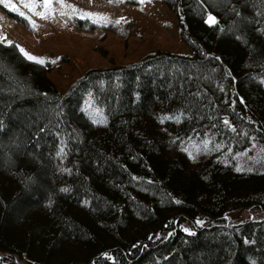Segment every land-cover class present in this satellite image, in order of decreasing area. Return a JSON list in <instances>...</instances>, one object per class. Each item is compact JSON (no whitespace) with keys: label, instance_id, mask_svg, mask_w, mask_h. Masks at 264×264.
I'll return each instance as SVG.
<instances>
[{"label":"trees","instance_id":"1","mask_svg":"<svg viewBox=\"0 0 264 264\" xmlns=\"http://www.w3.org/2000/svg\"><path fill=\"white\" fill-rule=\"evenodd\" d=\"M163 1L191 54L90 67L65 91L0 44V264H264V216L227 219L264 211V170L236 164L264 146V0ZM197 140L219 153L194 158Z\"/></svg>","mask_w":264,"mask_h":264},{"label":"rangeland","instance_id":"2","mask_svg":"<svg viewBox=\"0 0 264 264\" xmlns=\"http://www.w3.org/2000/svg\"><path fill=\"white\" fill-rule=\"evenodd\" d=\"M10 11L23 13L32 29L17 21ZM75 15L88 17L97 26L77 29L72 21ZM209 17L215 21L212 13L207 21ZM0 36L43 60L47 76L61 91L90 67L134 62L156 49L192 53L180 37L175 12L163 0H51L50 6L45 0H0ZM92 105V115L103 121L102 109ZM209 144L197 140L185 142L183 147L194 158L219 153ZM236 164L239 168L264 170L263 144L254 141L239 150ZM262 216L261 209H234L227 219Z\"/></svg>","mask_w":264,"mask_h":264},{"label":"snow or ice","instance_id":"3","mask_svg":"<svg viewBox=\"0 0 264 264\" xmlns=\"http://www.w3.org/2000/svg\"><path fill=\"white\" fill-rule=\"evenodd\" d=\"M45 4H46L47 6H50V5H51V0H45ZM26 6H27V5H26ZM21 15H23V13H21ZM41 15H42V14H41ZM209 21H210V22H214V18H213V17H209ZM33 26H35V24H33ZM5 40H7L6 37L0 36V44L4 43ZM7 43H8L9 46H12V42H11V41H7ZM17 47H18V46H17ZM19 51H20L21 53H23V55H24L28 60L34 61V62H36V63H41V64L44 63L43 60L38 59L37 57H35V56L29 54V53L26 52L23 48H20ZM225 123H227V121H225Z\"/></svg>","mask_w":264,"mask_h":264}]
</instances>
